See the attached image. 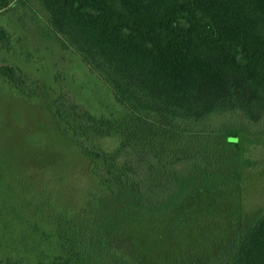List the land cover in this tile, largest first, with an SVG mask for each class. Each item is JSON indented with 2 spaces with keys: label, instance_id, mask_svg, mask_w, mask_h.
I'll return each instance as SVG.
<instances>
[{
  "label": "trees",
  "instance_id": "trees-1",
  "mask_svg": "<svg viewBox=\"0 0 264 264\" xmlns=\"http://www.w3.org/2000/svg\"><path fill=\"white\" fill-rule=\"evenodd\" d=\"M4 13L78 55L120 107L94 114L30 76L0 25V80L38 100L96 182L55 216L53 264H264V205L244 206L264 142V0H0Z\"/></svg>",
  "mask_w": 264,
  "mask_h": 264
},
{
  "label": "rangeland",
  "instance_id": "rangeland-1",
  "mask_svg": "<svg viewBox=\"0 0 264 264\" xmlns=\"http://www.w3.org/2000/svg\"><path fill=\"white\" fill-rule=\"evenodd\" d=\"M9 17L2 14L0 25L12 33L14 51L24 52L21 66L30 76L58 80L68 100L94 114L119 110L111 90L78 55L39 37L30 20L16 26ZM6 53L0 59L12 61ZM23 90L0 80V259L13 255L53 264L60 254L55 216L84 208L96 182L80 150ZM105 145L111 148L114 141ZM249 155L259 168L248 182L247 210L264 205V142Z\"/></svg>",
  "mask_w": 264,
  "mask_h": 264
}]
</instances>
